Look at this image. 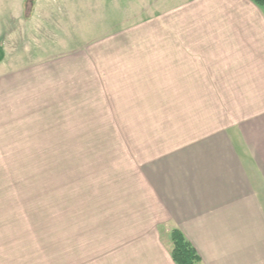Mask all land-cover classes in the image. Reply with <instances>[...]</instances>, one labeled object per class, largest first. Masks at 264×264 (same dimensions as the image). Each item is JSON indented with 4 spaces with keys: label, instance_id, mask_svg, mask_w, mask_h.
Masks as SVG:
<instances>
[{
    "label": "crops",
    "instance_id": "obj_1",
    "mask_svg": "<svg viewBox=\"0 0 264 264\" xmlns=\"http://www.w3.org/2000/svg\"><path fill=\"white\" fill-rule=\"evenodd\" d=\"M178 2L158 34L133 37L144 49L110 50L111 80L133 98L123 104L144 108L131 121L162 127L101 165L103 240L74 264H175L173 229L200 264H264V10L251 0Z\"/></svg>",
    "mask_w": 264,
    "mask_h": 264
},
{
    "label": "rangeland",
    "instance_id": "obj_2",
    "mask_svg": "<svg viewBox=\"0 0 264 264\" xmlns=\"http://www.w3.org/2000/svg\"><path fill=\"white\" fill-rule=\"evenodd\" d=\"M178 1L0 0V264L95 256L101 165L162 127L131 121L144 108L123 104L110 50L144 49L133 37L158 34Z\"/></svg>",
    "mask_w": 264,
    "mask_h": 264
},
{
    "label": "trees",
    "instance_id": "obj_3",
    "mask_svg": "<svg viewBox=\"0 0 264 264\" xmlns=\"http://www.w3.org/2000/svg\"><path fill=\"white\" fill-rule=\"evenodd\" d=\"M251 1L264 10V0ZM170 241L172 243L170 254L175 264H200V256L179 229H173L171 231Z\"/></svg>",
    "mask_w": 264,
    "mask_h": 264
}]
</instances>
